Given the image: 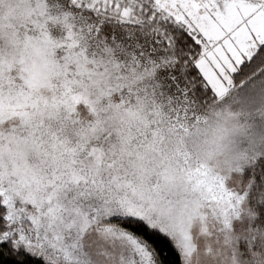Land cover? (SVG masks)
Returning a JSON list of instances; mask_svg holds the SVG:
<instances>
[{"label": "snow or ice", "instance_id": "1", "mask_svg": "<svg viewBox=\"0 0 264 264\" xmlns=\"http://www.w3.org/2000/svg\"><path fill=\"white\" fill-rule=\"evenodd\" d=\"M0 264H264V0H0Z\"/></svg>", "mask_w": 264, "mask_h": 264}]
</instances>
